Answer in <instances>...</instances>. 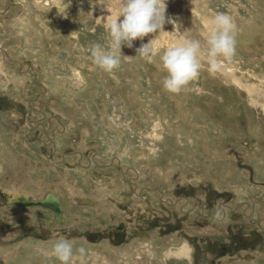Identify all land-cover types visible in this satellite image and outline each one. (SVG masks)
<instances>
[{
  "label": "rangeland",
  "instance_id": "rangeland-1",
  "mask_svg": "<svg viewBox=\"0 0 264 264\" xmlns=\"http://www.w3.org/2000/svg\"><path fill=\"white\" fill-rule=\"evenodd\" d=\"M166 3L164 30L134 41L132 48L123 47L130 57L107 73L92 64L90 48L94 43L107 46L106 21L119 11L121 0H0V140L8 142L0 141V152L6 154L0 156V188L28 194L30 186L34 196L62 191L76 200L99 201L100 194L101 199L108 197L100 205L112 212L117 188L136 180L169 200L178 192L189 204L207 206L216 219L225 216L215 226L222 235L231 210L224 215L220 200L214 206L205 202L210 192L229 193V207L259 200L255 217L260 211L264 222V0ZM221 12L237 26L234 57L221 59V68L211 73L202 50L199 77L179 94L165 91L159 57L148 63L135 49L149 39L161 51L186 38L204 41L211 18ZM49 120L50 127L41 125L47 130L39 137L46 142L56 136L61 149L53 153L55 160L71 150L64 167L54 166L49 149L32 147L28 154L24 139L15 140L17 144L11 140L18 137L16 132H27L25 127ZM74 151L82 152V164L88 154L95 155L93 162L77 167ZM125 190L127 208L143 211L146 205L151 211L158 202L154 194L134 199ZM158 219L148 228L149 237L138 233L118 248L75 239L69 235L73 228L53 230L39 241L8 237L0 242V264H61L52 251L59 236L73 244L70 264H193L184 258V235L203 229L194 225L201 217L184 220L182 242L177 232L161 230ZM175 247H180L176 256L181 259L168 258ZM260 247L251 258L222 259L221 264H264V242ZM80 248L85 249L83 256Z\"/></svg>",
  "mask_w": 264,
  "mask_h": 264
},
{
  "label": "flooded vegetation",
  "instance_id": "flooded-vegetation-1",
  "mask_svg": "<svg viewBox=\"0 0 264 264\" xmlns=\"http://www.w3.org/2000/svg\"><path fill=\"white\" fill-rule=\"evenodd\" d=\"M14 63L17 62L14 61ZM36 84L38 83L35 82ZM3 102L0 99V112ZM19 124H22V122H18L17 130H19ZM50 124L51 121L49 120V122L37 121L29 126L25 125L28 131L25 133L16 132L18 137L11 140L15 144V140L24 139L26 141L25 144L28 146L23 151L28 154L33 151L32 147L37 148V151H40V146L44 150L49 149V154L51 153L50 156L53 158L52 161L56 163L54 166L64 167L65 160L72 158L71 150L65 151L66 149H64L65 153L59 158L60 160H55L53 153L61 149L56 143V136L46 142L39 137L44 134L42 131L47 130L45 126L41 125H47L49 128ZM54 135H56V132H54ZM59 135L65 136L61 133ZM0 141L8 143L6 138ZM73 153V156L76 157L77 167H89L86 164H91L95 157V155L89 156L88 154L85 157H88V159L83 161L84 164H82V152L74 151ZM15 163H18V161H15ZM126 184H122V190L119 191L122 188L119 187L115 191L112 212L104 210V206L100 205L101 200L107 201L108 198L101 199L100 194L99 201L85 197L76 200L75 197L73 199L67 197L66 193L62 191H47L41 193L40 195L42 196H34L35 188L30 186L29 190L32 192L28 194L19 190L0 188V242L9 240L8 237H12L15 240L21 238L39 241L50 237L53 230L65 233L66 230L73 228L69 235L75 239H84L90 244H93V239L95 240L94 243L104 241L108 245L118 248L127 244V242L132 240L131 236L138 233L140 238L149 237L147 234L148 228L156 225L158 218L163 223L160 226L161 230L167 231L169 228L172 232H177V236H179L182 235L184 220L188 221L194 217L198 219L201 217V220L197 224L194 223V225L203 227V229L196 228V232L184 235L188 237L186 238L187 255L184 258H189L191 263L194 260L193 264H221L222 259H226L231 263L235 260L251 258L255 250H262L260 246L264 242V222L262 219L263 214L260 211L258 212L259 216L255 217V205L260 203L257 199L247 200L246 203L229 207L228 202L231 200L229 193H207V201L205 202H212L213 205V203L220 200L219 202L226 206L224 207V215H227L226 212L231 210L228 215L230 224L224 226V234L222 235L216 230L215 226L217 224L220 225V222H224L226 217L216 219L214 213L209 212L208 208L205 209L207 206L201 208L199 204L197 206L193 205L194 203L189 204L188 198L178 192H175L174 200H169L158 189L148 188V186L141 185L136 180H129ZM126 188L134 199L141 198L144 194H154L158 205L155 204L151 211L147 209L146 205L143 211H139L134 207L127 208L130 199L127 201L126 197H122V194L126 193ZM46 199L52 203L49 208H42L36 204ZM120 208L124 209L122 216L119 214ZM233 208L234 210H232ZM216 210L217 207H215ZM55 211L59 213L60 218L56 217ZM241 215L244 216V222L238 219ZM253 223L255 229L252 228ZM205 227L213 230L210 232ZM131 230L133 232H130ZM184 236H179L178 242H182ZM179 246L181 247L182 245ZM180 247H175L176 249L170 252L171 256L168 258L181 259L176 256Z\"/></svg>",
  "mask_w": 264,
  "mask_h": 264
},
{
  "label": "clouds",
  "instance_id": "clouds-1",
  "mask_svg": "<svg viewBox=\"0 0 264 264\" xmlns=\"http://www.w3.org/2000/svg\"><path fill=\"white\" fill-rule=\"evenodd\" d=\"M166 10V0H121L119 11L106 21L107 46L94 43L90 48L92 64L104 72H114L124 58L130 57L123 54V47L132 48L134 41H143L145 37L164 30ZM208 33L204 41L186 38L165 47L163 51L156 45L155 39H149L135 49L136 56L148 63H155L159 57L160 67L166 72L162 79L163 89L179 94L199 77L202 50L207 52L211 73L221 68V59L231 60L235 55L237 26L230 15L216 13L209 22ZM52 251L61 264H70L74 254L73 244L66 237L59 236L53 243ZM79 253L83 256L85 249L80 248Z\"/></svg>",
  "mask_w": 264,
  "mask_h": 264
},
{
  "label": "water",
  "instance_id": "water-1",
  "mask_svg": "<svg viewBox=\"0 0 264 264\" xmlns=\"http://www.w3.org/2000/svg\"><path fill=\"white\" fill-rule=\"evenodd\" d=\"M37 205L41 206L42 208H49L52 203L48 202L47 199L45 201L36 203ZM59 210V208H57ZM56 217H59V213L55 211ZM96 239V238H95ZM93 242L95 241L94 239L92 240Z\"/></svg>",
  "mask_w": 264,
  "mask_h": 264
},
{
  "label": "crops",
  "instance_id": "crops-1",
  "mask_svg": "<svg viewBox=\"0 0 264 264\" xmlns=\"http://www.w3.org/2000/svg\"><path fill=\"white\" fill-rule=\"evenodd\" d=\"M17 72H19V71H17ZM26 72H27V75H29V76H31V77H32V76H35V72H30V70H29V71L26 70ZM19 74H20V73H19ZM21 74H22V73H21ZM21 74H20V75H21ZM22 75L25 76L26 74H22ZM0 150H3V149L1 148ZM0 156H6V154H4V152L1 151V152H0Z\"/></svg>",
  "mask_w": 264,
  "mask_h": 264
},
{
  "label": "bare ground",
  "instance_id": "bare-ground-1",
  "mask_svg": "<svg viewBox=\"0 0 264 264\" xmlns=\"http://www.w3.org/2000/svg\"><path fill=\"white\" fill-rule=\"evenodd\" d=\"M4 177V176H3ZM9 181H11V180H9ZM17 197H19V196H17ZM51 198V197H50ZM30 201V200H29ZM32 204V203H31ZM35 207V206H34ZM60 210H61V208H60Z\"/></svg>",
  "mask_w": 264,
  "mask_h": 264
}]
</instances>
